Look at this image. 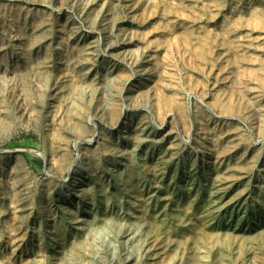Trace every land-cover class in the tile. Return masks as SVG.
I'll return each mask as SVG.
<instances>
[{"label":"rangeland","instance_id":"rangeland-1","mask_svg":"<svg viewBox=\"0 0 264 264\" xmlns=\"http://www.w3.org/2000/svg\"><path fill=\"white\" fill-rule=\"evenodd\" d=\"M105 263L264 264V0H0V264Z\"/></svg>","mask_w":264,"mask_h":264},{"label":"bare ground","instance_id":"bare-ground-1","mask_svg":"<svg viewBox=\"0 0 264 264\" xmlns=\"http://www.w3.org/2000/svg\"><path fill=\"white\" fill-rule=\"evenodd\" d=\"M92 46V45H91ZM95 46V45H94ZM96 47V46H95ZM98 47V46H97ZM93 49V48H92ZM96 51V50H95ZM215 215V214H214ZM140 241V240H139ZM138 245V244H137ZM106 246V245H105ZM112 246V245H111ZM139 248V247H138ZM106 258V257H105ZM104 263V262H103ZM106 264V263H105Z\"/></svg>","mask_w":264,"mask_h":264}]
</instances>
